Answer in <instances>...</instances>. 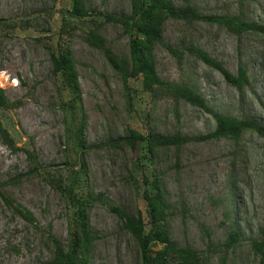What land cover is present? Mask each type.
<instances>
[{
	"label": "rangeland",
	"instance_id": "1",
	"mask_svg": "<svg viewBox=\"0 0 264 264\" xmlns=\"http://www.w3.org/2000/svg\"><path fill=\"white\" fill-rule=\"evenodd\" d=\"M192 3L201 17L241 15L248 23L264 25V0ZM90 7L94 12L127 14L129 0H92ZM67 9L66 3L52 0H0V20L12 25L0 31V87L11 102L21 103L15 110L0 109V120L17 146L36 156L34 170L24 152L11 153L0 141V184L15 180L1 188L35 218L33 224L24 221L0 198V264H48L53 251L48 233L65 245L71 209L55 180L65 179L71 161L82 159L86 166L84 195L89 190L103 194L133 213L143 204V187L138 188L141 172L130 170L136 153L122 144V148L106 144L125 137L128 127L190 138L208 135L215 128L211 115L184 102L175 104L167 96L152 99L140 91L139 83L129 84L142 100L134 113L137 109L127 104L121 79L103 51L84 40L92 28L89 18L69 20ZM62 31L72 32L62 36L60 46L70 45L81 98L75 115L68 118L61 100L72 94L58 91L46 49ZM101 35L114 53L127 54V37L119 26L105 24ZM163 42L181 50L198 47L232 75L243 64L249 85L238 90L191 55L178 60L164 46L154 50L162 80L189 84L214 112L248 117L264 127V35H236L204 21L189 25L170 20L164 25ZM82 120L88 148L84 154L83 150L74 154L65 130L74 134ZM140 165L147 175L160 176L165 198L173 205L167 228L174 245L195 251L200 264H260L262 256L250 247L251 240H260L264 224V150L254 131H246L238 141L206 140L163 148L152 162L143 159ZM89 217L97 233L91 264H138L134 239L107 204H94ZM235 221L240 241L226 250L220 245Z\"/></svg>",
	"mask_w": 264,
	"mask_h": 264
},
{
	"label": "trees",
	"instance_id": "2",
	"mask_svg": "<svg viewBox=\"0 0 264 264\" xmlns=\"http://www.w3.org/2000/svg\"><path fill=\"white\" fill-rule=\"evenodd\" d=\"M54 3H66V14L69 20H84L89 18L92 28L85 32L84 40L93 48L103 51V55L111 68L121 79L124 91L128 96L127 104L131 105L134 113H137L141 104L136 96L135 89H131L130 83H139L140 91L157 99L160 96L170 97L175 104L184 102L204 111L212 116L215 128L212 133L202 137H184L180 134L159 135L153 132H140L135 128L128 127L127 135L116 141H109L106 145L122 148L129 147L136 153V158L131 162L130 170L140 171L138 188L143 187L142 208L135 212H129L113 204L103 194H93L89 190L85 195L87 186L86 166L82 159L70 162L66 167L68 171L65 179H56V188L67 202L71 213L68 220V235L65 245L51 234H47L53 251L48 264H91L94 244L97 233L91 227L89 209L96 203L107 204L109 210L121 221L122 228L135 241L137 248L138 264H200L197 253L189 247L179 248L170 239L167 222L172 204L167 202L164 189L159 175H147L141 170V160L152 162L156 152L163 148H180L181 146L206 140L228 139L238 141L246 131H254L262 139L264 150V127L248 117L236 118L214 112L205 98L191 85L162 80L158 73L154 59V50L157 46L165 49L178 60L185 54L200 60L203 64L220 73L224 81L232 87L241 90L249 85L246 67L239 64L236 75L228 72L223 65L209 56L204 50L189 46L184 50L177 49L163 42V29L167 21L176 20L186 24L195 21H204L224 27L228 32L240 35L245 32L264 35V25L248 23L241 15L237 16H208L201 17L193 5L192 0H181L177 5L173 0H129V12L127 14H111L94 12L90 7L92 0H52ZM68 21V20H64ZM69 25V23H67ZM105 24L117 25L122 34L127 37V54L117 55L107 45L101 35ZM9 20H0V31L11 28ZM73 28H77L75 25ZM71 27V29H73ZM71 36L72 32L62 31L55 43L46 46L51 63V73L58 81V91L70 90L72 98L61 100L65 112V118L75 115L77 105H80V87L76 61L74 60L69 43L62 48L60 43L62 36ZM139 91V90H138ZM20 101L11 102L5 90L0 88V109L15 110L20 106ZM68 123V122H67ZM84 120L76 127L75 133L66 129V142L74 154L81 153L86 146L84 135ZM0 141L11 153L24 152L28 160L36 168L35 153L27 148L18 147L10 132L0 120ZM122 144V145H120ZM54 181V179H50ZM136 182V181H135ZM15 180H8L0 184V198L3 203L16 213L24 221L33 224L35 218L29 210L8 197L1 187L14 184ZM264 222V220H263ZM240 241V232L237 222L227 233L226 241L220 247L226 250L233 248ZM251 249L262 256L260 264L264 263V224L261 229L260 240L250 241Z\"/></svg>",
	"mask_w": 264,
	"mask_h": 264
},
{
	"label": "clouds",
	"instance_id": "3",
	"mask_svg": "<svg viewBox=\"0 0 264 264\" xmlns=\"http://www.w3.org/2000/svg\"><path fill=\"white\" fill-rule=\"evenodd\" d=\"M1 88V87H0Z\"/></svg>",
	"mask_w": 264,
	"mask_h": 264
}]
</instances>
